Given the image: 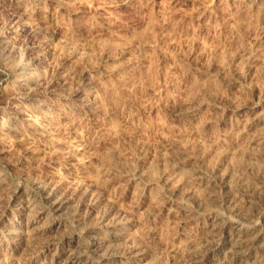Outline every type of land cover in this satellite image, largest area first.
I'll use <instances>...</instances> for the list:
<instances>
[{
    "label": "rangeland",
    "instance_id": "1",
    "mask_svg": "<svg viewBox=\"0 0 264 264\" xmlns=\"http://www.w3.org/2000/svg\"><path fill=\"white\" fill-rule=\"evenodd\" d=\"M0 264H264V0H0Z\"/></svg>",
    "mask_w": 264,
    "mask_h": 264
},
{
    "label": "bare ground",
    "instance_id": "2",
    "mask_svg": "<svg viewBox=\"0 0 264 264\" xmlns=\"http://www.w3.org/2000/svg\"><path fill=\"white\" fill-rule=\"evenodd\" d=\"M201 178V177H200ZM31 203V202H30Z\"/></svg>",
    "mask_w": 264,
    "mask_h": 264
}]
</instances>
